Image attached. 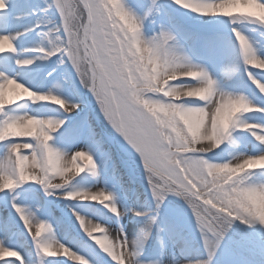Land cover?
I'll list each match as a JSON object with an SVG mask.
<instances>
[{"label":"snow or ice","instance_id":"6c2138e0","mask_svg":"<svg viewBox=\"0 0 264 264\" xmlns=\"http://www.w3.org/2000/svg\"><path fill=\"white\" fill-rule=\"evenodd\" d=\"M44 2L0 0V264H212L235 222L264 228V55L233 26L264 29V0H170L180 18L151 38L124 0ZM53 57L70 91L43 74ZM118 156L146 207L118 202ZM194 233L208 259H177Z\"/></svg>","mask_w":264,"mask_h":264},{"label":"rangeland","instance_id":"374dc122","mask_svg":"<svg viewBox=\"0 0 264 264\" xmlns=\"http://www.w3.org/2000/svg\"><path fill=\"white\" fill-rule=\"evenodd\" d=\"M124 2L126 6H128L132 11H134L139 17L143 19L144 21L143 31L145 34V38H151L152 36L156 35L157 32L160 30L161 23H166L168 21L169 17L171 16V12H173L176 15V17L179 18L181 15L179 12L175 10V6L171 4L170 0H124ZM31 3L33 7L36 8L46 6L44 0H31ZM13 6L16 5L13 4ZM35 19H36L35 16L32 17V21H34ZM221 19H227V18H221ZM233 26L243 28L248 35L255 38V40L258 42L260 54L264 55V29H260L259 26L256 24H252L249 22H240V21H238L237 24ZM253 29H256V31H252ZM43 43L45 44V46H48L46 40L43 41ZM43 63L45 65V72L43 74L46 75L47 72H52V75L53 77H55L56 81L62 83L66 91H70L72 85H71L69 70L65 66L59 65L56 57H53L50 61H45ZM256 70L257 69L255 68L253 69V71ZM259 75L261 76L262 79H264V74L259 73ZM246 78L248 77L244 72L243 67H241L236 83L243 91L251 95L253 87H251L250 82ZM32 107L35 106L28 105L25 106L24 109L31 110ZM123 157L131 161L137 167L135 174L137 175L139 181L142 183L141 169L138 167L137 162L129 157L126 156ZM81 163H83V161H81ZM30 171L39 172V169H30ZM97 179H98L97 177H93V178L90 177L89 181L91 180L97 181ZM89 181L85 182L83 186L88 187L90 185ZM54 182L59 183L61 181L59 178H57L54 180ZM112 183H113L112 181H109V183L107 184L103 183L102 187L108 188L109 190H113ZM95 184H98V182H95ZM128 188H129V184H124V183L123 186L120 187L118 193V202L121 203L122 206H127V207H141V206L146 207L145 205L146 198L139 200V198L142 196L138 190H134L131 194V199H129V196L123 192L124 189L128 191ZM41 193H42V201H41L42 203L44 201L55 202L57 199L56 197H47L45 194H43V189H41ZM66 203H76V202L72 201ZM97 206H99V204H97ZM105 211L107 210L105 209ZM132 216L133 214L129 213V215L125 216L120 221V223L124 224L125 231L129 233L130 238L132 236L135 238L136 233L132 228V224H133ZM90 219L92 218L90 217ZM94 221H97L98 223L101 222L98 219ZM111 227L112 228L110 229V233L113 234L116 232V229L119 227V225L113 223ZM35 230L36 229L34 227L33 231ZM54 230H55V226H54ZM261 232H264V228H262L259 225H256L254 229H248L247 226L241 224L239 221L235 222L233 224L232 229L230 230V235L228 237L230 241L229 239L224 240L223 246L219 249V252L214 257L212 264H217L218 262L220 264H264V244H262L259 240V235ZM193 235L190 238L191 243L189 248L187 249L188 251L187 257L180 255L177 249L176 256L178 257V259L180 260H184L186 258L201 259V260L208 259V252L203 245L202 237H200L198 233H194ZM56 237H59L60 241H62L63 239V235L60 236L59 233L58 234L56 233L55 238ZM191 246L194 249H190Z\"/></svg>","mask_w":264,"mask_h":264},{"label":"bare ground","instance_id":"6f19581e","mask_svg":"<svg viewBox=\"0 0 264 264\" xmlns=\"http://www.w3.org/2000/svg\"><path fill=\"white\" fill-rule=\"evenodd\" d=\"M13 8V12H16V11H18L19 9L16 7V6H13L12 7ZM29 23H30V21H28ZM37 31H39V30H37ZM38 43H41V40H40V37L38 36V35H33V36H31V37H29V38H27V39H25L24 41H23V43L21 44V47H24V46H33V45H35V44H38ZM38 63H40L39 61H38ZM257 72L259 71V70H256ZM258 75H259V73H257ZM237 79H238V77H237ZM247 80H248V78H246ZM249 81V80H248ZM250 82V85H251V81H249ZM251 87H255L254 85H251ZM22 110H25L24 108L22 109ZM118 162H121L122 164H123V166H127L130 170L131 169H133V166L129 163V162H127L126 160H124V158L122 157V156H118ZM65 163H68V161H67V159L65 160ZM120 171V170H119ZM124 177V176H123ZM57 178H59V177H57ZM56 178V179H57ZM93 178V177H92ZM97 181H98V179H97ZM97 181H94V180H91V181H89V186H88V188H92V187H98L97 188V190H100V189H102L103 187V183L101 184V183H98V184H95V182H97ZM139 200H142L141 198H139ZM97 204H98V202H96ZM137 203V202H136ZM100 206V205H99ZM90 219V218H89ZM91 220V219H90ZM94 223H96L97 221H93ZM98 223V222H97ZM134 232L136 233L137 232V230H134ZM60 234V236H62L63 235V237H64V235H65V233H64V231L63 230H61V231H59V232H57V234ZM115 235H116V232L115 233H113V234H111V236L114 238L115 237ZM131 238H134L133 236L131 237ZM56 240H59V237H56L55 238ZM60 241V240H59ZM60 242H64V240L62 239V241H60ZM168 259L170 260L171 259V257L169 256L168 257ZM177 259H178V257H177ZM180 260V259H179ZM70 264H72V262H70Z\"/></svg>","mask_w":264,"mask_h":264}]
</instances>
